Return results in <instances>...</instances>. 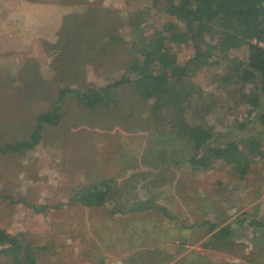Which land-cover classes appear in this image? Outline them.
Here are the masks:
<instances>
[{"label": "rangeland", "instance_id": "1", "mask_svg": "<svg viewBox=\"0 0 264 264\" xmlns=\"http://www.w3.org/2000/svg\"><path fill=\"white\" fill-rule=\"evenodd\" d=\"M140 11L144 34L172 19L152 0H0V142L27 138L64 90L118 79L116 64L131 56L107 34L128 40ZM168 45L179 65L193 54L189 43ZM214 61L192 76L214 140L264 142L257 111L220 85L230 63ZM64 94L59 121L33 148L0 152V228L34 250L33 264H264L263 159L243 179L222 162L196 171L168 126L151 124L148 102L124 92L90 109ZM100 182L111 189L103 205L74 199ZM0 264L20 263L0 255Z\"/></svg>", "mask_w": 264, "mask_h": 264}, {"label": "trees", "instance_id": "2", "mask_svg": "<svg viewBox=\"0 0 264 264\" xmlns=\"http://www.w3.org/2000/svg\"><path fill=\"white\" fill-rule=\"evenodd\" d=\"M152 6L172 19L144 34L140 11L130 23L128 40L107 34L111 49L123 48L131 56L128 62L116 64L122 70L118 79L98 87L68 88L64 92L90 109L118 105L124 92L131 93L149 103L153 126H168L187 147L184 162L191 169L204 171L222 162L243 179L256 157L264 160V142L254 136L214 140L213 126L204 118L205 104L199 101L206 93L192 76L215 59H226L230 64L219 78L222 89L235 86L241 102L257 111L255 119L264 128V0H152ZM169 43H189L192 56L179 65ZM241 47L246 51L244 60L227 58L230 51ZM64 92L51 109L36 116L27 138L0 142V152L20 153L33 148L41 139L44 124L59 121ZM110 190L108 183L100 182L79 189L74 199L84 206H101ZM251 223L261 224L257 220ZM229 226L220 232H227ZM0 255L20 264L35 262L34 250L22 244L18 235L2 228Z\"/></svg>", "mask_w": 264, "mask_h": 264}]
</instances>
